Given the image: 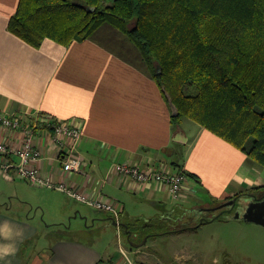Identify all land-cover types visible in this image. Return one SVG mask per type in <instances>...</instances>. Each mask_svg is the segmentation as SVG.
Returning <instances> with one entry per match:
<instances>
[{
  "label": "crops",
  "instance_id": "0c3cea01",
  "mask_svg": "<svg viewBox=\"0 0 264 264\" xmlns=\"http://www.w3.org/2000/svg\"><path fill=\"white\" fill-rule=\"evenodd\" d=\"M19 3L0 0V111L25 120L45 114L84 125L83 140L75 149V156L87 162L83 161L80 172L64 171L62 150L53 135L38 137L36 144L42 157L30 166L44 179L64 183L95 200L117 203L121 208L120 225H116L119 235L122 227L135 223L131 214L128 223L122 219L131 195L141 196L154 207L168 204L164 219L175 217L176 222L194 226L211 203L221 205L238 194L264 187V170L251 165L240 150L192 122L185 127L174 126L171 107L141 66L142 57H136L137 51L127 37L121 38L119 32L105 27L94 38L69 46L47 39L40 48H34L9 30ZM179 133L184 134L186 143L174 141ZM23 141L21 132L0 125V145L19 150ZM175 156L181 159L177 165L189 174L183 203L172 201L162 186L141 183L112 170L114 164L125 162L175 169ZM5 161L17 165L20 159L0 155V162ZM15 175V169L8 174L0 171L4 192L0 197V228L8 221L13 231L23 230V239L12 241L17 248L15 255L0 259V264H130L128 258L135 264H197L190 263L186 254V258H174L156 251L149 241L102 249L68 237L48 240L40 235L41 226L35 219L32 222L25 213L16 217L12 205L6 202L14 191L27 188L24 182L29 183ZM37 188L43 189L28 191L61 193L86 204L48 186ZM56 208L68 215L77 209L61 204ZM105 221L114 226L112 215ZM188 230L169 235L182 238ZM6 242L0 237V244Z\"/></svg>",
  "mask_w": 264,
  "mask_h": 264
},
{
  "label": "trees",
  "instance_id": "16d2710c",
  "mask_svg": "<svg viewBox=\"0 0 264 264\" xmlns=\"http://www.w3.org/2000/svg\"><path fill=\"white\" fill-rule=\"evenodd\" d=\"M105 27L139 51L168 104L170 95L179 111L172 116L175 127L189 119L264 170V0H20L9 23L10 32L34 48L47 39L69 46ZM256 193L263 194L264 187L235 196L232 210L240 197ZM166 218L128 224L122 231L138 246L147 236L210 221L203 216L186 226Z\"/></svg>",
  "mask_w": 264,
  "mask_h": 264
},
{
  "label": "rangeland",
  "instance_id": "374dc122",
  "mask_svg": "<svg viewBox=\"0 0 264 264\" xmlns=\"http://www.w3.org/2000/svg\"><path fill=\"white\" fill-rule=\"evenodd\" d=\"M119 36L121 38L126 37L121 33ZM136 51V57L140 56L139 51ZM137 62L139 61L137 60ZM141 66L145 69L144 62H141ZM189 122L194 123L183 118L180 125L185 127V124ZM172 160L176 163L181 162L178 156H175ZM84 162L86 161L84 160ZM87 165L84 166L87 167ZM24 183L27 188L22 187L18 193L14 191L12 198L9 197L6 202L12 205V212L16 217L25 213L27 216L30 215L32 222L35 219V223L41 226L40 235L42 237H46L48 240L56 237H68L102 249L117 248L120 243L131 247L125 232L119 235L116 225L106 224L105 219L109 215L111 216L110 213L108 215V213L92 209L86 204L74 202L65 194L29 192V188L36 190L43 188H37L41 186L31 187L29 183ZM3 193L0 185V197ZM104 200L111 201L109 199ZM251 202H247L246 197H240L235 210H232L233 207L226 208L227 212L222 214L216 221L213 219L212 212L205 213L204 216L211 221L189 229L182 238H175L169 234L151 238L147 236L144 244L149 241L154 250L165 252L169 257L172 255L174 258L178 256L186 258L184 255L186 254L190 259V263L198 264L201 261L203 264H264V226L248 222L244 218L245 211ZM57 204L70 205L77 207V209L72 215H68L65 211H57ZM114 204L120 208L117 203L114 202ZM210 206L211 209H214L219 204L211 203ZM168 208V204L154 207L151 202L144 200L141 196L131 195L127 210L124 211L122 208L124 212L122 219L123 222L128 223L131 214L135 223L138 224L150 220H163L164 210ZM239 215H241L240 218ZM158 232L159 230L156 231V233ZM133 242L139 243V238L134 237Z\"/></svg>",
  "mask_w": 264,
  "mask_h": 264
},
{
  "label": "built area",
  "instance_id": "2783aa9c",
  "mask_svg": "<svg viewBox=\"0 0 264 264\" xmlns=\"http://www.w3.org/2000/svg\"><path fill=\"white\" fill-rule=\"evenodd\" d=\"M0 125L3 128L21 132L24 136L23 145L19 150H12L4 144L0 145V155L7 157L13 155L19 157L17 165L12 162H0V171L8 174L15 169V176L28 181L33 186H48L66 193L75 200L83 202L92 208L110 213L116 222L120 224L121 210L111 202L87 197L78 191L71 189L66 184H57L44 179L39 170L31 167L41 159L42 153L37 148L36 140L39 136L53 135L62 150L61 161L64 171L80 172L83 168V159L75 156V149L81 144L84 137V125L72 124L70 121H62L55 117L37 114L33 119L25 120L23 117L9 116L0 111ZM112 170L117 175L131 178L141 183L155 184L166 188L169 198L174 202L183 203L186 196L188 175L184 170L173 169L169 165L141 166L130 162L114 164ZM125 257L127 253L123 251ZM130 264L133 263L129 258Z\"/></svg>",
  "mask_w": 264,
  "mask_h": 264
},
{
  "label": "water",
  "instance_id": "95a60500",
  "mask_svg": "<svg viewBox=\"0 0 264 264\" xmlns=\"http://www.w3.org/2000/svg\"><path fill=\"white\" fill-rule=\"evenodd\" d=\"M166 96H167V99L169 101V105L171 107V110H172V115L177 117L179 115V111L177 109V107L174 105L173 101H172V98L170 97V95L168 93H166ZM185 136L183 133H179L177 135V137L174 139V141L176 143H186V140L183 139ZM236 200L233 199L231 201H228L226 203H223L221 205H219L217 208H214V209H206V211H210L212 213H217L218 211L220 210H223L225 208H228V207H234L236 206ZM246 213L244 214V218L248 221V222H253V223H256L258 225H262L264 226V198L260 199V200H257L255 202H252L248 209L245 211ZM222 214H218V215H215L213 216V219H218ZM242 215V214H241ZM241 215H239L238 217L240 218ZM114 225H117L119 226L120 224L116 221H113L112 222ZM102 264H111V263H102Z\"/></svg>",
  "mask_w": 264,
  "mask_h": 264
},
{
  "label": "clouds",
  "instance_id": "9594fccd",
  "mask_svg": "<svg viewBox=\"0 0 264 264\" xmlns=\"http://www.w3.org/2000/svg\"><path fill=\"white\" fill-rule=\"evenodd\" d=\"M0 237H2L5 241H9L4 244H0V259L14 256L17 248L16 244L12 241L22 240L23 230L17 229L13 231V229L9 225V222L5 221L3 223V227L0 228Z\"/></svg>",
  "mask_w": 264,
  "mask_h": 264
},
{
  "label": "flooded vegetation",
  "instance_id": "af4514ba",
  "mask_svg": "<svg viewBox=\"0 0 264 264\" xmlns=\"http://www.w3.org/2000/svg\"><path fill=\"white\" fill-rule=\"evenodd\" d=\"M249 197V199L248 200H250L249 202H255V201H257V200H260V199H262V198H264V193L263 194H259V193H256V194H251V195H249L248 196ZM247 199V198H246ZM251 202V203H252ZM251 203H249V205L251 204ZM249 205H248V207H249ZM248 207H247V209H248ZM235 208V207H234ZM226 209V208H225ZM210 211H206V213H209ZM218 214H220V213H214V215H218Z\"/></svg>",
  "mask_w": 264,
  "mask_h": 264
}]
</instances>
